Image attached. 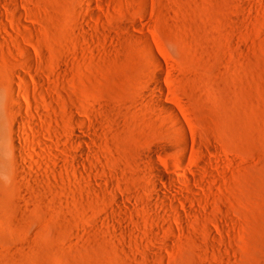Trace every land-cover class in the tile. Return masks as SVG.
<instances>
[{
  "label": "rangeland",
  "instance_id": "rangeland-1",
  "mask_svg": "<svg viewBox=\"0 0 264 264\" xmlns=\"http://www.w3.org/2000/svg\"><path fill=\"white\" fill-rule=\"evenodd\" d=\"M0 12V264H264V0ZM155 167L183 216L151 190L169 191Z\"/></svg>",
  "mask_w": 264,
  "mask_h": 264
},
{
  "label": "bare ground",
  "instance_id": "bare-ground-1",
  "mask_svg": "<svg viewBox=\"0 0 264 264\" xmlns=\"http://www.w3.org/2000/svg\"><path fill=\"white\" fill-rule=\"evenodd\" d=\"M1 13V12H0ZM1 14H3V13H1ZM0 14V15H1ZM2 16V15H1ZM4 17V16H3ZM3 17H0L1 19L3 18ZM3 20V19H2ZM4 25V24H3ZM2 27V26H1ZM0 27V28H1ZM5 27V26H4ZM5 30H6V28H4ZM3 29V30H4ZM6 33L7 34H9L7 31H6ZM11 35V34H10ZM19 76V79L20 80H23V81H25V83H26V81H27V78H26V75H23V74H19L18 75ZM40 79L41 78H39V77H35L34 78V82L36 83H40L41 81H40ZM158 82V81H157ZM154 85H155V87H153V88H155L156 90H158L157 92L158 93H160V95H162L163 96V93L162 92H164L163 90V88H162V86H160L159 84H157L156 83V81H155V83H154ZM40 86V85H39ZM19 87V86H18ZM20 88V87H19ZM154 89V90H155ZM20 90V89H19ZM21 92V91H20ZM22 92L24 93V95L26 96V99H28V92L27 91H25V90H23L22 89ZM166 92V91H165ZM43 96V95H42ZM161 99H163V98H161ZM161 99H159V101H158V109H160V111H161V113H164V114H168V116H170L171 117V119L172 120H170L171 122L170 123H175V127L177 128V130H176V128H174L175 129V131H177V132H179V134H180V132L181 133H183V134H185V132H184V127H183V124L181 125V122H180V120H179V118H178V115H177V111H176V107H177V105H176V107L175 106H173L172 105V103H171V105H169V104H165L164 102H163V100H161ZM27 101V100H26ZM42 101H44V100H42ZM35 102V101H34ZM31 103V102H30ZM33 103V102H32ZM31 103V104H32ZM44 103H46V102H44ZM48 103V102H47ZM27 104L28 105H30L29 104V102H27ZM41 104V103H40ZM39 103H37L36 104V102H35V104H33V108L35 109V112H36V114H37V117L39 118V119H45L44 117H46L45 115H44V111H47V110H49L50 111V109H48L47 107H48V105L46 104L45 106H44V104H42L41 105V107H39L38 105H40ZM27 105V106H28ZM29 109L28 110H30V108L31 107H28ZM22 109H24V106L22 105V103H20L19 101H18V103H17V106H16V109L15 110H17V112H19V111H21ZM106 109V108H105ZM157 109V108H156ZM156 109H154V110H156ZM157 109V111L159 112V110ZM24 111V110H23ZM32 111V110H31ZM105 111V110H104ZM157 111H155L156 113H157ZM30 111H28V113H29ZM20 113V112H19ZM49 113V112H48ZM50 114V113H49ZM108 114V113H107ZM16 115V114H15ZM28 115V114H27ZM51 115V114H50ZM158 115V114H157ZM163 115V114H162ZM24 116V115H23ZM22 115H16L15 117H14V122L19 126V125H24V124H27V125H29V127L31 128V126H34V127H36V125H39L38 123H36V121H35V119H26V116H25V118L23 117ZM30 116V115H29ZM28 117V116H27ZM49 117H51V116H49ZM60 117V116H59ZM161 117V116H160ZM164 117V116H163ZM32 118V117H31ZM52 118V117H51ZM57 119H59V118H57ZM165 119V118H164ZM168 119H170V118H168ZM54 120V119H53ZM75 120V119H74ZM39 121H41V120H39ZM67 121H69V120H67ZM76 121H78V120H76ZM166 121V120H165ZM173 121V122H172ZM38 122V121H37ZM79 122L81 123V120H79ZM78 122V123H79ZM85 121H82V124L84 123ZM40 123V122H39ZM41 123H42V121H41ZM43 123H45V122H43ZM168 123V122H167ZM169 123V124H170ZM183 123V122H182ZM88 124V123H87ZM42 125V124H41ZM41 125H39L40 127H41ZM86 125V124H85ZM26 126V125H25ZM45 126H47V125H45ZM79 126V125H78ZM167 126V125H166ZM71 127V126H70ZM83 127V126H82ZM90 126H88V128H89ZM25 128V127H24ZM38 128V127H37ZM85 128V127H84ZM32 129H33V127H32ZM41 129H42V127H41ZM86 129V128H85ZM90 129V128H89ZM88 129V130H89ZM37 130V129H36ZM82 130V129H81ZM84 130V129H83ZM87 130V129H86ZM49 131V130H48ZM73 132V131H72ZM49 133V132H48ZM70 133V132H69ZM82 133V132H81ZM187 133V132H186ZM51 133H49V135H50ZM46 135H47V132H46ZM48 135V136H49ZM170 135V134H169ZM52 135H50L49 137H51ZM171 136H172V134H171ZM180 136V135H179ZM34 137H36V136H34ZM48 137V138H49ZM184 137V136H183ZM28 138H29V136H28ZM30 138H33V136L31 137L30 136ZM55 138V137H54ZM164 138V137H163ZM171 138V137H170ZM169 138V136H168V138L166 139V140H169L170 139ZM50 139H52V138H50ZM82 139V138H81ZM185 139H188V137L187 138H185ZM37 140L38 141H40L41 142V140L40 139H38L37 138ZM78 140V139H77ZM83 140V139H82ZM161 140V139H160ZM43 141V140H42ZM75 141H76V139H75ZM74 141V142H75ZM82 143H83V141H81ZM85 142V141H84ZM169 142H170V140H169ZM169 142H168V144H169ZM178 146H181V148L183 147V146H185V145H182L181 143H179V141L178 140H176L175 139V141H174ZM182 142V141H181ZM42 143V142H41ZM76 143V142H75ZM86 144H87V142H85ZM43 145H46V144H44V143H42ZM78 144V143H77ZM85 144V145H86ZM163 143H161V145H162ZM186 144V143H185ZM160 145V144H159ZM160 145V146H161ZM166 145H167V142H166ZM171 145V144H170ZM164 147H165V144L163 145ZM172 146V145H171ZM174 146V145H173ZM173 146H172V148H173ZM176 146V145H175ZM177 146V147H178ZM77 147V146H76ZM83 147V146H82ZM162 147V146H161ZM168 146H166V148H167ZM176 147V148H177ZM49 148V147H48ZM160 148V147H159ZM158 148V149H159ZM169 148H171V147H169ZM45 149V148H44ZM164 149V148H163ZM162 149V150H163ZM50 150V149H49ZM52 150V149H51ZM157 150V149H156ZM161 150V151H162ZM168 150V149H167ZM159 151V150H158ZM158 165V164H157ZM153 167H154V165H153ZM152 168V167H151ZM156 168V167H155ZM155 168H153V169H155ZM152 169V170H153ZM156 171L157 172H159L160 174H161V172H160V170L158 169V168H156ZM156 172V173H157ZM164 172V171H163ZM155 173V174H156ZM159 173H157V174H159ZM166 173H164V174H161V176H159V177H161L162 178V182H164L166 185H168V187H169V191L168 192H165V189H164V191L161 189L162 187V185L160 186V188H159V184L158 185H156V184H154L153 185V187H154V189L155 190H153V189H151L152 191H154V193H155V191H156V194H154V195H157L156 197L157 198H159L160 199V201L162 200V202H163V204H162V206L163 205H165L166 206V208H168L169 210H172V212H173V215H176V217H177V215H178V217L180 216V211L178 210V207H177V202L178 203H180L181 201H180V198H179V195H180V193H181V191H177V190H175V187H174V189H172V182H175V181H173V178L171 177V176H173V175H170L169 176V174L170 173H168V176L167 175H165ZM174 177V176H173ZM186 177V176H185ZM184 177V178H185ZM175 178V177H174ZM190 178V177H189ZM176 179V178H175ZM191 179V178H190ZM185 181H189V182H191L192 180H188L187 179V177L185 178ZM153 182H155V181H153ZM153 182H151V185L153 184ZM158 183V182H157ZM175 183H178L177 181L175 182ZM173 185H174V183H173ZM151 187V186H150ZM163 188H166V187H163ZM179 190H180V188H178ZM178 193H179V195H178ZM187 203V202H186ZM186 203H183V202H181V204H183V206L184 205H187ZM186 207H188V206H186ZM164 209H165V207H163ZM185 208V207H184ZM168 209L167 210H165V211H168ZM188 210H190V209H188ZM169 212V211H168ZM191 213V212H190ZM182 216H183V214H181ZM185 216V215H184ZM175 217V218H176ZM183 218V217H182ZM178 219V218H177ZM181 219V218H180ZM185 219V218H184ZM182 220V219H181ZM180 220V221H181ZM58 260H54L53 262H57Z\"/></svg>",
  "mask_w": 264,
  "mask_h": 264
}]
</instances>
